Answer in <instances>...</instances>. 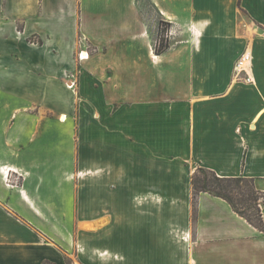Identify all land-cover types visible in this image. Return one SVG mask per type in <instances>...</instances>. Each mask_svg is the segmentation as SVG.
Masks as SVG:
<instances>
[{
	"label": "crops",
	"instance_id": "crops-1",
	"mask_svg": "<svg viewBox=\"0 0 264 264\" xmlns=\"http://www.w3.org/2000/svg\"><path fill=\"white\" fill-rule=\"evenodd\" d=\"M150 2L163 53L139 0H0V264H264V231L207 192L194 213L191 183L264 191V0Z\"/></svg>",
	"mask_w": 264,
	"mask_h": 264
},
{
	"label": "trees",
	"instance_id": "trees-1",
	"mask_svg": "<svg viewBox=\"0 0 264 264\" xmlns=\"http://www.w3.org/2000/svg\"><path fill=\"white\" fill-rule=\"evenodd\" d=\"M158 25L160 29L159 37L154 42V50L157 53H163L170 47L167 31L171 23L160 16ZM191 183L194 213L197 208V195L200 192H207L225 199L235 212L257 229L264 231V191L256 187L253 177L244 175L225 177L212 169L199 166L192 175ZM45 264L52 263L46 261Z\"/></svg>",
	"mask_w": 264,
	"mask_h": 264
},
{
	"label": "rangeland",
	"instance_id": "rangeland-1",
	"mask_svg": "<svg viewBox=\"0 0 264 264\" xmlns=\"http://www.w3.org/2000/svg\"><path fill=\"white\" fill-rule=\"evenodd\" d=\"M139 4L143 8V12L147 16H154L156 19V28L154 29V32L152 33L154 40L158 39L159 37V15L153 10V7L151 6V3L149 0H139ZM170 28V27H169ZM168 28V29H169ZM84 59V58H82ZM85 175V174H83ZM85 177V176H84ZM13 179V178H12ZM13 181V180H12ZM19 181V177L15 178V183ZM14 182V181H13ZM264 207V206H263ZM110 221L106 219H100V220H80L76 218V220H70L68 227L71 229L73 228V231H98L101 228H105L109 225ZM166 228L165 226L163 227ZM69 264H74L73 259H69Z\"/></svg>",
	"mask_w": 264,
	"mask_h": 264
},
{
	"label": "built area",
	"instance_id": "built-area-1",
	"mask_svg": "<svg viewBox=\"0 0 264 264\" xmlns=\"http://www.w3.org/2000/svg\"><path fill=\"white\" fill-rule=\"evenodd\" d=\"M173 33V29L170 28L167 31V35ZM83 52L80 54V58H84ZM253 56L248 51H243L240 56L237 58L234 71L237 77H240L246 83H252L254 81L253 78V67H252ZM69 88H74L75 82L70 81L67 83Z\"/></svg>",
	"mask_w": 264,
	"mask_h": 264
},
{
	"label": "bare ground",
	"instance_id": "bare-ground-1",
	"mask_svg": "<svg viewBox=\"0 0 264 264\" xmlns=\"http://www.w3.org/2000/svg\"><path fill=\"white\" fill-rule=\"evenodd\" d=\"M83 55L86 57L88 54H86V53L83 52Z\"/></svg>",
	"mask_w": 264,
	"mask_h": 264
}]
</instances>
